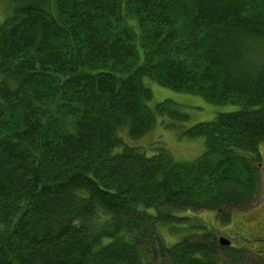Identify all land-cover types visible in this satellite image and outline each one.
Masks as SVG:
<instances>
[{"label":"trees","instance_id":"1","mask_svg":"<svg viewBox=\"0 0 264 264\" xmlns=\"http://www.w3.org/2000/svg\"><path fill=\"white\" fill-rule=\"evenodd\" d=\"M5 1L0 264L238 256L209 232L167 246L159 225L184 227L186 212L204 210L225 224L259 202L264 0ZM146 78L235 107L182 127L186 115L170 102L150 104ZM157 127L201 137L202 152L176 160L157 145L147 154Z\"/></svg>","mask_w":264,"mask_h":264},{"label":"rangeland","instance_id":"2","mask_svg":"<svg viewBox=\"0 0 264 264\" xmlns=\"http://www.w3.org/2000/svg\"><path fill=\"white\" fill-rule=\"evenodd\" d=\"M6 5L5 0H0V21L5 17ZM146 84L152 91L151 105L166 100L177 112L186 115L185 120L180 122L182 127H190L198 122L209 121L216 111H227L235 107L234 105L217 106L206 101L200 95L177 92L148 78H146ZM174 131L178 132L173 128H154L153 132L144 140L148 145L145 149L146 153L151 154L157 145L164 146L176 160H190L202 152L201 137L192 139L184 135L181 136ZM259 151L262 168L260 199L257 205L250 211L234 213L230 222L225 224L217 223V215L214 210L186 212L190 221L184 220L186 221L184 227L180 224L159 225L160 234L167 246L183 240L188 232L189 234L209 232L208 239L215 241L218 236L224 237L231 241V247L240 250L237 256L233 249H219V254L223 256V263L264 264V143L260 144Z\"/></svg>","mask_w":264,"mask_h":264},{"label":"water","instance_id":"3","mask_svg":"<svg viewBox=\"0 0 264 264\" xmlns=\"http://www.w3.org/2000/svg\"><path fill=\"white\" fill-rule=\"evenodd\" d=\"M219 243L222 245H228L229 241L228 240H224L223 238H219Z\"/></svg>","mask_w":264,"mask_h":264}]
</instances>
